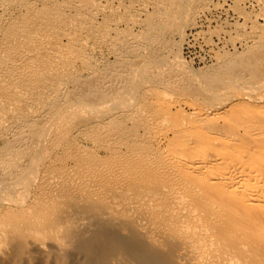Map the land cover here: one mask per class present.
<instances>
[{
	"label": "bare ground",
	"instance_id": "bare-ground-1",
	"mask_svg": "<svg viewBox=\"0 0 264 264\" xmlns=\"http://www.w3.org/2000/svg\"><path fill=\"white\" fill-rule=\"evenodd\" d=\"M116 1L119 3V0H40L36 6L46 7L48 3L57 7V11L54 8L51 14L38 16L41 12L32 9L34 7L32 0H0V133H3L0 135H3L6 141L15 140L13 143L17 147L27 148L29 145L30 149L32 146L35 148L34 156L39 154L44 157L48 148L55 146L53 143L57 144L60 138L57 139L58 141L53 140L54 138L51 139L52 141L49 140L50 135L54 134L51 132L54 129H51L50 134L49 129L44 126L42 132L38 131L39 133L36 132L32 136V126L34 127L38 121L39 124H42L40 122L44 120L49 127L51 125L53 128L55 125L52 123L55 121L56 123L61 121L73 124L78 119L81 122L80 119L86 117V121L83 120L84 123V121L87 122L86 115L94 110L106 115L108 120L118 113L129 116L133 106L128 107L126 101H130V97L137 92L136 89L143 90L142 87L138 88L137 84L142 85L144 81L152 80L151 82L155 85L158 81L161 88L167 83L165 87L168 88V84L172 87L175 85V80L181 82L180 77L178 79V76H174V73L171 75V72L168 77H165L171 65L168 57L164 54L166 46L170 42L171 20L166 19L164 15L161 17L158 11L159 5L151 0L150 2L149 0H137L133 3H131L132 0H129L131 2L126 0L131 5L130 14L133 13L132 15L138 21H132L134 23H131V26L128 23L131 20L127 22L130 26L126 29L129 35L124 33L123 36L128 37L126 40L122 39L124 37H120V40L124 41H121L119 45L116 43L115 47L110 40L109 32L114 31V35L116 31H121V28L119 31L116 29L119 23L121 25L123 18L119 20L120 17H118L120 22L118 23L117 20L114 24V17V22L111 21V16L114 14H110L109 24L106 13L112 9L116 11L120 9L118 7L115 9ZM160 2L162 4V1ZM150 6L154 8L153 14L149 12ZM103 18L107 20L109 32L100 29L97 30V33L95 26L101 25L100 21L104 23ZM33 19L34 22L31 21ZM139 24L144 27L141 31L137 29ZM102 25L106 26L105 23ZM102 25L101 28L104 27ZM9 28L13 32L11 31V37L7 38L6 36H9L10 33ZM93 29L95 30L92 33ZM16 30L18 31L16 32ZM89 30L90 32H88ZM75 32L81 37L75 35ZM87 32L97 33V35L95 34L97 41L93 42L94 45L96 44L95 49L102 45L109 46L110 52L116 58L117 63L113 64L115 69L118 66L116 71L112 70L114 67L111 65H105L107 68L104 70L106 69L105 73L108 74L102 75L104 71L102 63L106 64L107 58L96 59L92 53L86 49L84 51L88 44L85 42L88 40L90 42V38H83L87 36ZM83 33L87 34L82 35ZM119 34L121 35L122 32ZM92 36L91 40L94 38V35ZM5 37L8 40L3 45L2 40ZM83 39L86 41L84 42ZM19 44L24 46V50L17 46ZM91 45L89 46L91 47ZM261 45L263 44L257 41L248 53L240 54L230 61L220 59L216 71L194 72L190 76L191 81L194 82L182 83L183 80L181 82L184 84L183 88L194 89L190 95H199L204 98V101L174 104L177 108L175 114L172 111L173 104L169 106L170 109H167L168 107L164 109L162 113H166L167 110L169 113H167L168 115L164 113L165 116L161 117L159 129L164 128L163 132L159 133L160 130L155 128V122L151 123L154 125H149L147 122V128L154 126L148 129L151 132L154 131L149 135L151 132L149 133L148 130L147 132L144 125L145 130L143 129V131L146 132L143 133L145 136L149 135L146 137L147 140L150 141L152 138L151 140L159 147L156 149L155 146L154 152L161 150V154H164V156L162 155L164 159H162L165 162L160 161L162 165L164 164V168L162 166L164 170L160 164L159 172L163 170L164 174L168 171V175H173L176 178L172 174L173 171L175 175L181 176V178L178 176L177 178L180 179L174 183L170 182L172 185L170 184L169 188L161 191L167 194L164 195L166 197L164 203L170 204L171 212L178 219H191L192 223L198 226L196 231L188 228L189 226L182 229H186L184 233L188 237L196 234L205 241V243L200 242L201 249L195 254L194 262L197 264L212 259L220 264V260L224 256L234 253L238 255L239 252L246 257L245 260L248 258L249 262L244 261L248 264H258L257 256H260L259 253H261V264H264V113H260L259 108L261 102L264 101V54H262ZM18 47L19 49H17ZM72 49L79 52L75 53ZM93 49L94 47H92V51ZM130 55L132 56L130 57ZM43 58H48L50 63H61L63 66H65V62H69L73 64V68L78 63L88 64L87 69L82 70L84 73L81 74L80 70L77 71H80L78 74H81H76L78 77L75 74V77H72L73 72L76 73V71L70 67L71 64H68L70 66L66 64L67 66L64 68L61 64H57L58 68L54 66L55 69H60V66L63 68L62 71L59 70L60 76L57 78L55 77L58 70L54 71L56 72L54 75L53 72H50L54 70V67H51L52 70L49 69L50 66L46 67L45 71L49 70L47 73L50 72L51 76H45L50 78L45 80V77L40 76V69L43 68L37 65ZM108 69L109 72L116 73L109 74ZM101 70L102 72H100ZM41 72L43 71L41 70ZM35 74L44 79L40 78L42 83L38 81L40 79ZM52 75L55 79L51 78ZM163 75L168 78V81L165 78L162 79ZM34 77L38 80L36 81ZM153 80H156V83ZM178 84L179 82L176 86ZM158 85L156 86L158 87ZM149 87L151 86L149 85ZM8 93L13 96L12 102L8 100ZM2 95L7 96L8 99L5 100V96L3 98ZM40 99L44 102H40L42 106L39 105V108L37 102ZM59 104H63L60 106L63 108L62 113L56 114L57 117H51V112H54L53 108ZM23 105H27V110ZM20 106H23L24 110ZM183 107L188 108L190 114H184ZM174 115H189L193 118V122L184 124L182 121L181 125L178 123L181 120L177 119L179 116ZM169 116L176 117L178 121L175 120V122L179 125L174 124L173 118L170 120ZM148 117L150 119V116ZM76 119L77 121H75ZM148 119L146 121H149ZM172 120L176 126L173 128L174 125H171L172 128L169 130L167 122ZM85 125V128L88 129L89 125L87 126L86 123ZM48 126L46 125V127ZM85 128H82L83 132ZM153 128L159 131H155ZM74 131L76 132V130ZM54 135L55 139L61 137L57 133ZM70 135L73 134L70 133ZM150 136L151 138H149ZM1 138L3 137L1 136ZM141 138H139V142L146 139L141 140ZM148 141L147 143H149ZM57 146H55L56 149L61 148L62 144L60 147ZM55 148L53 147V149ZM162 148L165 149L164 153ZM12 154L19 155L16 150H13ZM154 157L153 155V159ZM148 158L146 161L149 160ZM159 160L158 158L154 159L158 163ZM20 165L24 166L18 161L3 162L0 165V196L5 189H8L9 193V191H16L24 187L25 180L21 181L22 179L18 178L21 176H17L18 169L24 168ZM164 175L166 176L167 173ZM168 175L165 179L171 180ZM70 181V183L77 182L75 178ZM50 183L54 187L64 185L63 181L59 179L51 180ZM161 191L158 193L155 191V194L151 192L145 199L161 204L164 199L159 195ZM170 228L175 229L173 225ZM226 237H233V239L226 242L224 241ZM227 264L241 263L230 262Z\"/></svg>",
	"mask_w": 264,
	"mask_h": 264
},
{
	"label": "rangeland",
	"instance_id": "rangeland-1",
	"mask_svg": "<svg viewBox=\"0 0 264 264\" xmlns=\"http://www.w3.org/2000/svg\"><path fill=\"white\" fill-rule=\"evenodd\" d=\"M39 1L32 0L34 4L32 9L40 10L41 12L38 16L51 14L54 8L57 11V7L48 3L46 7L41 5L40 7L36 6ZM128 1L119 0V3L116 1L115 9L117 7L120 9H117V11L112 9L113 11H109L111 13L107 12V17H105L108 19V22L103 18L106 26L102 25L104 24L103 21H100L102 27H104L101 28V25H96V30L93 29L91 32L93 33L95 30L98 33L97 30L100 29L104 32H109L107 23L110 24V18L112 17L111 21L115 18V22H113L116 24L118 17H120L119 20L123 18L124 21L122 19L121 25L120 21H117L119 25L116 30L119 31L121 28L123 31L121 29L119 32L115 30L116 34L114 35V31L109 32L111 34L110 40L115 47L116 43L119 45L121 41H124L120 40V37H124L122 39L126 40L128 36H123V34L129 35L126 30L128 29L127 27L138 21L132 15L133 13L130 14L131 5H129V2L131 1ZM134 1L137 0H132L131 3ZM151 1L159 5L158 11L161 17L164 15L166 19L171 20L170 42L164 51L171 65L169 63L170 70L168 73L166 72L165 77H168L171 72V75L174 73L175 75H173L178 76V79L180 77L181 82L184 80L182 83L194 82L191 81L190 77L194 72L216 71L215 69H217L216 67L219 65L218 61L220 59L230 61L240 54L248 53L253 49L257 41L263 44L261 45V50L264 52V0ZM160 1H162V4ZM125 4L129 6L126 7L124 6ZM149 12L151 14L154 13L153 6H150ZM110 14L114 15L110 17ZM140 20L139 22H141ZM31 21L34 22V19ZM132 21L134 22L132 23ZM127 22L130 26H128ZM143 28L142 24H139V27H137L139 31ZM8 30L10 33L9 36L6 34V37L10 38L13 30L10 28ZM138 30L137 32H139ZM120 32L122 34H119V36L118 33ZM92 33H88L84 37L82 36L83 38H90V42L83 39L84 42L86 41V44L88 43L84 51L86 49L94 57L96 56V59L107 58L106 64L102 63L103 70L107 68L105 65H111L114 67L112 70L115 69L116 58L110 52L111 49L105 45H102V48L95 49L96 44L94 45V43L97 33H95L96 35ZM74 34L81 37L76 32ZM85 34L83 33L82 35ZM90 35H94L92 40ZM6 37L2 40L3 45L8 40ZM17 46L24 47L20 44ZM92 47H94L93 51ZM72 50L74 51V49ZM74 52L78 53L79 51L75 50ZM263 52L262 54H264ZM43 59H41L42 62L40 60V63L37 64L43 68L40 69V73L45 75L38 73L42 77L51 76L49 75L50 72L56 75V70H58V76L56 75L55 77L57 78L60 76L59 70L61 69L60 71H62L64 67L71 64L64 61L65 66L60 63L63 68L60 66V69H55L57 64L60 65L59 63H50L48 62V58ZM87 64H84V66L78 63L74 68L72 67L73 64L71 66L68 65L74 69L73 71H76V73L73 72L72 77H75L80 71L81 74L82 72L84 73L82 70L87 69ZM46 67H49L51 70L54 67V70L47 73L49 70L45 71ZM78 70L80 71L77 72ZM105 71L107 72L105 69L102 75L108 74ZM111 73L109 72V74ZM38 74H35V76L39 79H50L49 77L43 79ZM76 77L78 76L76 75ZM165 77L163 75L162 79L164 80ZM41 79L35 80L42 83ZM165 79L168 81V78ZM151 81L146 80V82L144 81L146 84H137L138 88L142 87L143 90L141 88L139 90L136 89L137 92L130 97L131 102L126 101L128 107L133 106L129 116L118 113L114 117L111 116L110 120H108L106 115L94 110L86 115L88 123L85 122L86 117L80 119L82 120L81 122H79V119L78 121L76 119L75 121L77 122L73 124L72 122L62 123L61 121L60 123H56L55 121L52 123V125H55L54 128L51 125L50 128L44 120V123L40 120L42 124H39V121L35 123V126H32L31 129L32 136L36 132H42L44 128H48L50 134L52 132L54 134L57 133L58 136L61 135V137L56 136L57 138L55 139L54 134H49V140L53 138V140H59L60 138L59 141L57 140L58 142L53 141L57 142V144L53 143V145L60 147L62 144V149H56L50 143L56 150L53 147H49L44 157H41L39 154L34 156V147L30 146V149L29 145L27 148L24 146L17 147L13 143L15 140L6 141L4 136L0 135V165L8 161H18L22 165L24 164V168L20 165L23 169H18L17 176L20 175L22 177H18L22 179L21 181L25 180L24 187L21 186L22 188L12 192L9 191V193L8 189H5L2 196H0V264H197L194 262L196 260L195 254L201 249L200 244L205 243V241H203L204 239L201 236L196 234L188 237L184 233L186 229H182L189 226L188 228L196 231L198 226L194 225L191 219H178L171 212L172 207L170 208V204L168 202L167 204L164 203L166 202L164 195L167 194H164L161 190L169 188L170 184L179 180L181 176L175 175L172 171V174L176 178L180 177L176 179L173 175L169 174V176L168 171H164L169 178L171 177V180L165 179L167 175L165 176L164 174L166 173L163 174L162 172L164 164L162 165L160 162L164 161V154H161L162 151L160 149L158 150L161 152L157 150H155L157 154L154 152L156 144L151 140V136L149 137L151 138L150 141H148L149 139L147 140L146 137L154 132L148 129L154 126L147 128L146 123L148 122L149 125H154L151 124L153 122L156 125L159 123V127L155 125V128L159 129L161 127V117L165 116V112L162 113L164 109L167 107V109H170L169 106L173 104L172 111L175 114L177 108L174 104L182 102L200 103L204 101V98H201L199 95H190L194 89L183 88L184 84L180 81L178 82L182 85L179 86L178 84L176 86L178 82L175 80V85L172 87L168 84V88L165 87L167 83L162 84L163 88H161L162 86L160 83L158 85V81L156 84L158 87ZM153 81L156 83V80ZM8 97L5 96V100L11 101L13 98L11 93H8ZM41 100L37 102L39 108L40 102H44ZM61 105L63 106V104L54 106V112L50 114L51 117H57L56 114L62 113L63 108L60 107ZM23 106H20V108L24 110L25 107V110H27V105ZM183 108L185 110L182 111L184 114H190L188 108ZM259 108L260 113H264V101L261 102ZM55 109L58 113H56ZM132 111L134 112L132 113ZM167 113H169L168 110L165 114ZM161 114L162 116H160ZM146 116H150L151 120ZM174 116H169L168 118L170 120L173 118L174 122L175 120H181V122L178 121L180 124L182 121L184 124L193 122V118L189 115H181L182 118L177 115L179 116L178 120L176 119L177 116ZM152 117L158 119L156 120ZM145 118L149 121H146L147 119L145 120ZM83 120H85L84 123ZM173 120L167 122V125L169 123V127L167 126L169 130L172 128L171 125H179L176 122L173 124ZM85 123L87 126L89 125L88 129L87 127L85 128ZM144 125L146 126V131L151 132L147 136L143 133L146 132L143 131V129L145 130ZM82 128H85L84 132ZM51 129L54 130L51 131ZM162 129L164 128L159 129V133L164 131ZM165 130L167 129L165 128ZM72 131L74 132L72 133ZM70 133L73 135H70ZM0 134L3 133L1 132ZM64 135L65 138L63 137ZM139 136L144 137L141 138ZM139 138L141 140L143 138L146 139L139 142ZM179 139L182 140V138ZM147 141L151 142L154 148ZM157 148L159 147L156 146ZM13 150H16L19 155L12 154ZM162 150L164 153L165 149L162 148ZM158 152L161 156L163 155L161 158ZM153 155L155 156L154 159L158 158L159 160L160 158L159 163L158 161H154ZM145 157L149 160L147 159L148 161H146ZM137 158H140L141 161ZM142 158H144L143 161ZM149 162L151 163L149 164ZM159 166L161 168L163 166V170L160 172ZM73 178L77 180L76 183H70V180H73ZM54 179L63 181L64 185L62 187L52 186L50 182ZM155 191L157 193L161 191L159 195L165 199H162L161 204L145 199L151 192L155 194ZM172 225L175 229L170 228ZM232 239L233 237H226L224 241L227 242ZM214 248L219 249L218 247ZM236 254L224 256L220 260V264L230 262L248 264V258L245 263L246 257L242 256V253L240 257L238 256L239 254ZM259 255L257 256V261L258 264H261V253ZM201 264H217V262L212 259Z\"/></svg>",
	"mask_w": 264,
	"mask_h": 264
}]
</instances>
